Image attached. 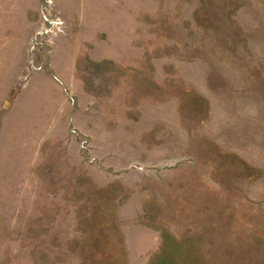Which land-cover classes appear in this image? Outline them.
<instances>
[{
    "label": "rangeland",
    "instance_id": "obj_1",
    "mask_svg": "<svg viewBox=\"0 0 264 264\" xmlns=\"http://www.w3.org/2000/svg\"><path fill=\"white\" fill-rule=\"evenodd\" d=\"M0 264H264V0H0Z\"/></svg>",
    "mask_w": 264,
    "mask_h": 264
},
{
    "label": "built area",
    "instance_id": "obj_2",
    "mask_svg": "<svg viewBox=\"0 0 264 264\" xmlns=\"http://www.w3.org/2000/svg\"><path fill=\"white\" fill-rule=\"evenodd\" d=\"M56 19H57L58 21L56 20L54 23H53V20H52V21H49V20H48L50 23H53V24L50 25V27H51V26H54L53 29H52V31H50V33H51V32H52V33H53V32H58V31L61 30L62 23L59 21L60 18L57 17ZM46 22H47V21H46ZM44 33H47V30H45L44 32H42V34H44Z\"/></svg>",
    "mask_w": 264,
    "mask_h": 264
},
{
    "label": "crops",
    "instance_id": "obj_3",
    "mask_svg": "<svg viewBox=\"0 0 264 264\" xmlns=\"http://www.w3.org/2000/svg\"><path fill=\"white\" fill-rule=\"evenodd\" d=\"M36 80H38V82H37V85H35L33 91L31 92L32 95L31 94H27V96H39V88L37 89V87L39 86V78H37Z\"/></svg>",
    "mask_w": 264,
    "mask_h": 264
}]
</instances>
